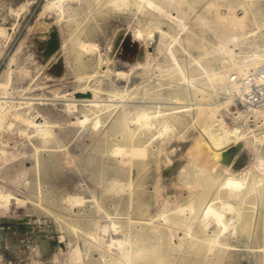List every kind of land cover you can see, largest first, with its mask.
I'll list each match as a JSON object with an SVG mask.
<instances>
[{
    "label": "rangeland",
    "instance_id": "obj_1",
    "mask_svg": "<svg viewBox=\"0 0 264 264\" xmlns=\"http://www.w3.org/2000/svg\"><path fill=\"white\" fill-rule=\"evenodd\" d=\"M154 1L183 27L138 0H0V264H264V118L225 147L243 167L197 159L228 110L199 65L264 67V0ZM144 109L161 111L148 127ZM13 235L25 246L7 251Z\"/></svg>",
    "mask_w": 264,
    "mask_h": 264
},
{
    "label": "bare ground",
    "instance_id": "obj_2",
    "mask_svg": "<svg viewBox=\"0 0 264 264\" xmlns=\"http://www.w3.org/2000/svg\"><path fill=\"white\" fill-rule=\"evenodd\" d=\"M114 2H118V1H122L123 4L125 5H129L131 0H113ZM142 3H144L145 5L148 6V8H150L152 11H154L155 13L159 14L160 16H166V18H168V20L170 22L172 21H177L178 24L181 28L183 27V20H179L177 16H171L170 14H167L166 11L164 10V8L162 6H160L156 1L154 0H138ZM68 3V2H67ZM53 5H55V3H52ZM61 11V10H60ZM241 11V10H240ZM62 12V11H61ZM247 13V12H246ZM245 13V14H246ZM232 15V14H231ZM231 15H229V20L227 21V23H231L234 21L231 20ZM236 15V13H235ZM224 16V17H223ZM221 15V13H218L216 14L215 16V22L219 23L220 22V18H221V22L224 21V19H226L227 15L224 14V15ZM242 18V17H240ZM42 19V16H40V19L38 20V24L40 25H43L45 27H47V25H45ZM179 20V21H178ZM205 21V20H204ZM37 23V22H36ZM220 24V23H219ZM54 26V25H52ZM50 27H47L46 29H49ZM145 29V28H144ZM5 30H2L0 29V34L3 35V33ZM42 32H44L42 30ZM157 33H160L162 34L161 36L164 37V35H167V31H165L164 29L162 28H157V29H151L149 31L147 30H139L137 31V34L138 36L140 37H143L145 34L147 35L148 38H150L151 40H154L156 38V35ZM47 34V33H46ZM52 36V35H51ZM43 39V38H42ZM176 38L173 39L174 42H176ZM58 43V42H57ZM82 48L84 49H87L88 46L85 45V44H82L81 46ZM224 53H229L231 50L229 49V47L227 46H224L223 47V50H222ZM171 54H172V50L169 51ZM228 55V54H227ZM255 56H258V60L259 58H262L263 56H260L259 54H256ZM189 57L192 59V61L194 62H197V59L192 56V55H189ZM99 60V59H98ZM263 60V59H261ZM233 65H232V70L230 71H225L224 73L223 72H215V73H210L209 71H207V69L205 67H203L202 65H199L201 70H202V73L204 74L205 77L208 78L209 80V83L212 87H215L217 84H222L221 86L225 85L226 82H227V79H228V76L230 73H234V72H238V73H247L249 71V66L252 65V64H247L246 61L243 63L237 61L236 59H233ZM177 62V61H176ZM261 61H258L257 63H260ZM178 64V63H177ZM117 66V64H116ZM179 66V64L177 65ZM37 68V67H36ZM107 68V67H106ZM36 70V69H35ZM41 71V70H40ZM108 71V70H106ZM105 72V70L103 71ZM42 73V72H41ZM106 73V72H105ZM122 73L124 72H121V76H122ZM38 79V78H37ZM11 80V79H10ZM43 80V79H42ZM184 80L185 81H188V83H190V85L192 86V88H194L193 86V79H190L188 78L186 75L184 77ZM36 81V80H35ZM34 82V81H33ZM119 82V81H118ZM32 84V83H31ZM34 84V83H33ZM116 84V83H115ZM18 85V84H17ZM21 85V84H20ZM131 85V84H130ZM40 86V85H39ZM116 86V85H115ZM220 86V88L216 89V91H218L219 89H221L222 87ZM120 87V86H119ZM35 88V87H34ZM19 89V88H18ZM33 89V88H31ZM37 89V88H36ZM124 89V88H123ZM42 90V89H41ZM68 91V90H67ZM66 91V92H67ZM65 92V93H66ZM34 93V92H33ZM76 94L80 95L76 98ZM27 95V94H26ZM36 95V94H35ZM67 97L68 96H71V97H75L77 102H84V103H90V104H95V105H99V101L96 100V94L95 92H90V91H87V92H82V91H78L76 89H72L71 91H68L66 94H65ZM40 96V95H39ZM175 101V103H178V98H174L173 99ZM19 101V100H18ZM7 102V101H6ZM183 103V102H182ZM182 103H178V104H182ZM221 104H224L226 107H228V104H225V102H222ZM8 105V104H7ZM19 105V104H18ZM24 105V104H23ZM72 107V104L70 105ZM19 107V106H18ZM69 107V108H71ZM75 107V105L73 106V108ZM180 108L181 110H178L176 111V113H182V112H186V111H192L194 110V108H192L191 106H180L178 107ZM48 109V108H47ZM67 109V108H66ZM72 109V108H71ZM75 109V108H74ZM73 109V110H74ZM196 109H200V107H196ZM25 110V109H24ZM78 110V109H77ZM71 111V110H70ZM69 111V112H70ZM75 111V110H74ZM73 111V112H74ZM161 111H154V112H150L148 109H144L142 111V113H140L138 116H137V119L139 121V123H142L145 127H148V126H151L153 125L154 123V120L160 116L159 114ZM54 113V112H53ZM158 113V115H156ZM240 114L246 119L245 123L249 126V128L251 129L255 123L257 124V120L259 118L262 117V119L264 118V107H260V108H256L254 110H252L250 113H244V112H240ZM15 115V114H14ZM58 115V114H57ZM124 116V115H122ZM4 118V117H3ZM126 119H128V115H126ZM136 121V122H138ZM126 122V121H125ZM124 122V123H125ZM33 123V122H32ZM135 123V122H134ZM36 124V123H35ZM38 125V124H37ZM127 124L125 123L124 126L122 125V129L125 130V135H127V139L129 140L131 138L130 136V132H129V129L128 127L126 126ZM158 125V124H157ZM161 125H163L166 129H164V133L165 132H168V124L166 121H163V123H161ZM40 126V125H39ZM142 126V125H141ZM162 126V127H163ZM154 128V127H153ZM172 128V127H171ZM219 128V127H218ZM42 130H45L44 127L42 128ZM40 130V132L42 131ZM160 130V128H159ZM171 130V129H170ZM252 130V129H251ZM159 135L163 134L161 133L160 131H158ZM161 133V134H160ZM221 136L220 137H216L213 139V141H207L206 138L203 137V145L197 147V153H199L198 155L200 157H198L197 155V159H200L202 161H205V159L207 158H217L219 159L220 161H222L223 163L225 164H228V166H231L233 164V162H235V168H241L244 166V160L246 159L247 155L243 152V153H239V151L241 150V147H238V146H235V147H229V149H225V147L227 146H232V144L234 143H237L238 141L242 142L243 140V136L241 134H237L236 131H235V128L233 130H230V131H222L221 132ZM198 144L200 143H195L193 146H197ZM118 151H121V153H126V154H130V150L129 149H122V150H118ZM119 153V152H118ZM117 154V153H116ZM131 157V156H129ZM238 157V158H237ZM213 158V159H214ZM236 159V160H235ZM131 162V161H130ZM237 162H239V164H237ZM220 163V162H219ZM234 165V164H233ZM260 166L264 169V160L261 161L260 163ZM243 186V183L241 180H238L237 178L235 177H228L226 179V182H225V187L226 188H230L232 191H236V190H239L241 187ZM241 191V190H240ZM238 192V191H237ZM236 193V192H235ZM239 194V193H238ZM229 203H223L224 207H227ZM222 209V207H221ZM204 215L205 217H208V216H214L215 221L217 220L218 223H220V225L222 226L223 224V227L224 228L223 230H226L228 229V227L223 223V219H222V212H220L219 210L215 209L214 207V204H208L207 207H205V210H204ZM210 219V217H209ZM208 220V219H207ZM213 220V219H212ZM158 223V222H157ZM213 224V222H212ZM160 225V224H159ZM216 225V224H215ZM218 225V224H217ZM216 225V226H217ZM220 226V228H221ZM212 227V226H211ZM231 227V226H230ZM219 228V229H220ZM234 229V228H233ZM230 230V229H229ZM231 232V231H230ZM235 232V231H234ZM223 233V232H222ZM221 233V234H222ZM224 235V234H223ZM116 238V237H115ZM117 244V243H116ZM116 247V246H115ZM129 255V254H128Z\"/></svg>",
    "mask_w": 264,
    "mask_h": 264
},
{
    "label": "built area",
    "instance_id": "obj_3",
    "mask_svg": "<svg viewBox=\"0 0 264 264\" xmlns=\"http://www.w3.org/2000/svg\"><path fill=\"white\" fill-rule=\"evenodd\" d=\"M219 102L228 104V110L219 115L216 125L222 131H230L245 126L246 119L240 112L250 113L264 107V67L250 70L247 73H230L226 84L218 90Z\"/></svg>",
    "mask_w": 264,
    "mask_h": 264
},
{
    "label": "crops",
    "instance_id": "obj_4",
    "mask_svg": "<svg viewBox=\"0 0 264 264\" xmlns=\"http://www.w3.org/2000/svg\"><path fill=\"white\" fill-rule=\"evenodd\" d=\"M12 227H9L8 229L10 230ZM24 240H22L21 238H16L15 235H13V237L9 240H7L4 244V248L7 251H11L15 250V249H20L23 248L25 246V244H23Z\"/></svg>",
    "mask_w": 264,
    "mask_h": 264
}]
</instances>
